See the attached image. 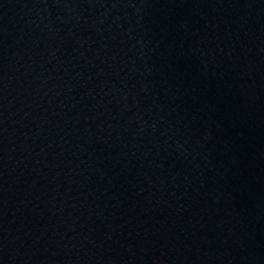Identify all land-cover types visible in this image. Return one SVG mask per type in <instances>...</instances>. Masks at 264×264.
<instances>
[{"label": "water", "instance_id": "1", "mask_svg": "<svg viewBox=\"0 0 264 264\" xmlns=\"http://www.w3.org/2000/svg\"><path fill=\"white\" fill-rule=\"evenodd\" d=\"M0 264H264V0H0Z\"/></svg>", "mask_w": 264, "mask_h": 264}]
</instances>
